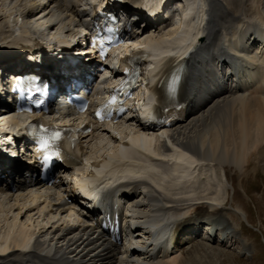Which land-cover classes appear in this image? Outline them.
<instances>
[{"label": "bare ground", "instance_id": "1", "mask_svg": "<svg viewBox=\"0 0 264 264\" xmlns=\"http://www.w3.org/2000/svg\"><path fill=\"white\" fill-rule=\"evenodd\" d=\"M82 1L84 2L43 0L41 5L36 1L27 3L23 10L24 19L36 21V16L46 13L54 3H59L58 5L67 12L80 16L78 6H82ZM12 2L0 0V7L5 8L7 3ZM44 3L48 6L42 7ZM172 6L181 8L182 13H171L169 8ZM144 7L147 12L151 11L149 14H152V10L159 13L167 7L169 21L162 27L156 22L142 27L137 22L135 30L139 33L134 31L132 37L139 39V42H134L133 45L141 46L152 53L148 59V63L154 65L151 74L155 72L165 76L161 83L162 88L169 86L173 80L170 74L166 75L165 65H168L171 71L180 67L186 68V96L190 100L193 118L187 123L177 125L170 132L165 130L161 133L171 134L169 142L173 148L167 158H162L165 161H160L161 164L138 158L141 162L131 163L133 166L120 165L126 156H132L131 152L134 150L119 147L117 151L107 154L110 157L109 162L95 169V178L91 183L100 184L98 193L88 189L89 180L79 182L74 178L77 190L88 198H97L99 193L115 186L110 188L109 196L120 194V197L127 201L128 211L132 215V220H128L132 226L128 225L127 233L130 239L127 240V245L122 247L111 244L96 229L72 226L70 221H75L72 214L68 220H64V225L48 222L41 227L34 226L33 232L27 230L26 227L19 226L18 218L30 220L39 213H33L30 209L37 202V199L32 198L29 204L19 202L8 210L10 223L0 228V264H192L196 255L190 256L189 253L181 258L174 256L181 246L191 244L196 239L186 237L184 240L183 233L186 230L199 228L203 223V230L208 235L214 230H220V235L225 230L226 236L230 235L228 223L220 215L228 200L224 199L227 197H222V186L220 187L215 167L221 166L227 190L228 186L235 190L234 184L228 179L227 168L232 166L243 172L254 156L264 158V47L261 49L256 46L258 34L264 25V0H145ZM46 14H43L44 18L49 15ZM2 17L0 12V20ZM55 20L52 21L55 22L53 24L58 22ZM77 33L72 36L76 38ZM35 35L37 36L16 33L0 42V47L4 45L2 49H12L19 45L20 41L27 39L46 40L40 37L42 35ZM140 35L147 36V40L143 41L144 37L142 39ZM201 35H204L203 40L186 58ZM15 39L19 40L9 42ZM76 42L78 40H75L74 44ZM7 43L10 44L6 45ZM66 44L71 46L72 43ZM123 51L129 53L128 49ZM113 82L111 80V84ZM4 90L5 84L0 83V94L5 96ZM151 104L152 100L148 99L140 105L139 110L144 120L150 118ZM7 111L12 110L2 109L0 116L11 115L4 114ZM27 120L26 116L23 119L16 117L13 122L25 123ZM6 121L7 118L1 117V130L4 129ZM132 121L125 120L128 124H132ZM141 126L139 125V128ZM148 129L154 131L152 136L148 137L150 134L137 130L127 133V137L135 146L142 147L152 155H158V151H169V147L161 144V137L155 135L156 131ZM10 131L18 134L17 128ZM103 131L109 133L107 127L103 128ZM3 132L5 131H0V136L4 135L3 139H7L8 134ZM113 137L111 135V143L116 146L117 139ZM93 145L95 150H98L100 142H94ZM4 146L11 149L8 142H5ZM89 155L90 158L94 156ZM114 161L117 162L116 167L112 166ZM20 165L14 164L9 173L7 172L8 175L4 173L3 179L0 174V191H20L29 186L28 181L24 180L23 183V180L14 178L15 175H24V166ZM202 165L209 167L212 173L211 181L197 180ZM87 171V168L77 169L83 176ZM136 178L143 179L135 180ZM213 188V198L200 201L194 195L196 191L207 193ZM185 190L189 196L184 200L168 197L169 194L174 195ZM6 198L4 199L10 200L9 197ZM3 205L4 203H0V214L4 210ZM12 212L14 220L11 221L9 216ZM61 212L66 213L64 209H61ZM4 216L6 215H0L1 221ZM219 224H226V227L220 229L217 227ZM16 234L24 237L20 239ZM29 235L37 236L34 243L29 239ZM176 236L177 239L174 238ZM198 247L195 246L194 249Z\"/></svg>", "mask_w": 264, "mask_h": 264}, {"label": "rangeland", "instance_id": "2", "mask_svg": "<svg viewBox=\"0 0 264 264\" xmlns=\"http://www.w3.org/2000/svg\"><path fill=\"white\" fill-rule=\"evenodd\" d=\"M41 1L42 0H38L37 2L39 3ZM85 1L86 0H84V2ZM5 2L6 1H4V3ZM10 2H12V0H10ZM84 2H81L82 6H78V13L80 16L71 14L60 7V5H58L59 3H54V5H51V7L46 12L50 16L48 15L46 18H44L47 14L41 13L36 16V21L27 19L25 20L23 13L24 6L27 3H34V0H14V2L12 3H7L5 8L0 7V12L3 15L2 19L0 20V42L4 41V39L7 40L13 37L16 33L19 35L22 33L34 34V36H37L35 35V33L38 35H42L40 37L46 39V41H42L44 43H48V45L50 46V42L58 44L60 42L76 40L77 38H74L72 34L77 33V31L78 33L84 32L85 22L88 20V8L86 6V3L84 4ZM82 10L86 11V14H83ZM43 14L45 15L43 16ZM53 20L58 22L56 24H53L55 23L52 22ZM163 38L165 39V37ZM145 40H147V36L144 37L143 41ZM201 114L202 112L199 115ZM130 127L131 126H129V128ZM6 128L10 129L8 127ZM122 130H128V127ZM0 131H3L1 130V127ZM127 133H134V131L132 129H129ZM95 142L98 144L100 142V145L97 147L98 150H94L95 145H93V153L108 150L114 147V144L111 143V139L102 138ZM249 156L250 154L248 155V157ZM221 169L222 168L219 165L215 167L217 178H219L220 181V187H223H221L223 195L222 197H227L224 199L228 200V204H226L222 209V213L220 215L222 216V219L228 223V231L230 235L228 234V237L224 243H220L218 241H208L203 238H199L197 242L195 241L191 244L181 246L180 250L176 252L174 256L177 258H181L184 256V254L190 253V256L196 255V258H198H195L192 264H264V158H256V156H254L251 159L249 166L244 169L243 172L235 169L232 166H229L227 168L228 179L234 184L235 190H233L230 186H228L227 190V184L225 183L223 178L224 172ZM211 176L212 173L209 167L207 165H202L199 168V175L197 176V180H199L200 182L203 181L202 179L211 181ZM43 193V190L37 188H34L32 190L26 189L16 193L0 192V194L5 195H0V203H4V210L0 215L5 214L7 216L8 210L12 208L13 204H16V206L19 204V202H27L29 204L31 201L30 199H32L33 197H38ZM214 193L215 189L213 188L207 193L203 192L202 190H200V192L196 191L194 195L198 200L203 201L209 198H213L214 196L212 195ZM188 196L189 193L185 190L175 193L174 195L169 194L168 197L170 199L184 200L188 198ZM6 197H9L10 200H5L4 198ZM6 216H4L2 221L0 217V228L6 227L8 223H10L8 220V216ZM9 219H11V221L14 220V212L10 214ZM34 219L36 220V222L33 226L31 222H26L19 226L26 227L27 230L33 232L34 226L37 225L38 227H41L43 224L50 222L49 220H43L42 218L38 219V217H35ZM50 219L55 222L57 217L51 216ZM223 226H225V224ZM20 232L21 231H19V233ZM16 235L18 236L19 234ZM19 236L20 239L24 237L23 235ZM220 238L222 237L220 236ZM194 245L200 247H198L199 251L198 248L194 249ZM198 252L200 253L198 254L199 256L197 255ZM200 255L202 258H200ZM187 262L190 263L189 260Z\"/></svg>", "mask_w": 264, "mask_h": 264}, {"label": "snow or ice", "instance_id": "3", "mask_svg": "<svg viewBox=\"0 0 264 264\" xmlns=\"http://www.w3.org/2000/svg\"><path fill=\"white\" fill-rule=\"evenodd\" d=\"M108 31H110V29H108ZM101 40H103V37L98 38L97 43H99ZM114 102H115V97H113V99L110 101V103H114ZM106 107H107V106H106ZM95 115H96L97 117H101V112H100V110H97V112L95 113ZM41 130H42L43 132H45V133H49V130H48L47 127L41 126ZM49 135H50V138H51L53 141L59 140L60 137H61V133H60V131H58V130L51 131V132L49 133ZM41 143H42V146H43V147H47V146H48V139H46V138H45V139H42ZM47 158H48V157H45V159H47Z\"/></svg>", "mask_w": 264, "mask_h": 264}]
</instances>
